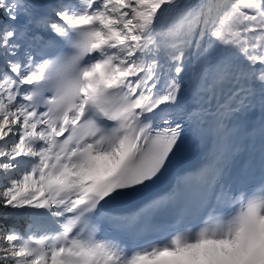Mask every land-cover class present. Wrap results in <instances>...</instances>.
Segmentation results:
<instances>
[{"label":"snow or ice","instance_id":"obj_1","mask_svg":"<svg viewBox=\"0 0 264 264\" xmlns=\"http://www.w3.org/2000/svg\"><path fill=\"white\" fill-rule=\"evenodd\" d=\"M0 264H264V0H0Z\"/></svg>","mask_w":264,"mask_h":264}]
</instances>
